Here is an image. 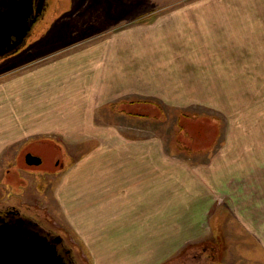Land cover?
Masks as SVG:
<instances>
[{
  "label": "crops",
  "instance_id": "obj_1",
  "mask_svg": "<svg viewBox=\"0 0 264 264\" xmlns=\"http://www.w3.org/2000/svg\"><path fill=\"white\" fill-rule=\"evenodd\" d=\"M179 7L193 11L196 4ZM156 22L123 23L53 45L45 38L0 70V181L30 144L67 145L80 156L62 165L69 175L56 197L92 248L117 254L110 264H172L211 231L212 243L197 244L212 255L205 264H264V131L245 132L237 147L197 149L207 158L195 166L175 160L162 137L141 132L142 120L157 119L158 107L173 103V91H203L198 85L208 76L221 69L229 75L234 61L252 59L251 40L248 52L247 41L242 46L228 35V46L240 43L238 57L211 43L208 50L203 32L159 29ZM57 25L51 30L66 28ZM247 31L251 38L252 27L240 38L247 40ZM175 43L192 47L178 51ZM181 96L177 107L188 105Z\"/></svg>",
  "mask_w": 264,
  "mask_h": 264
},
{
  "label": "rangeland",
  "instance_id": "obj_2",
  "mask_svg": "<svg viewBox=\"0 0 264 264\" xmlns=\"http://www.w3.org/2000/svg\"><path fill=\"white\" fill-rule=\"evenodd\" d=\"M47 4L44 22L37 23L28 44L22 47L19 53L0 59V64L5 63L0 70L14 66L15 64H10L9 61L45 38H48L47 41H57L50 44L53 45L68 42L69 38H72L69 40L72 41L81 34L87 37L109 30L112 26L135 21L149 24L156 19V24L162 21L158 26L159 29L174 27L173 29L181 30L184 26L189 27L183 29L185 32L194 30L203 32L204 41L209 44L208 50L210 47L211 51L212 45L216 50L219 46L220 50L227 52L232 49L238 51L239 46H245L244 41H247L249 52L251 40L252 59L234 61L237 63V68L230 70L229 75L223 74L221 69L220 76H208L209 82L204 86L198 85L199 88L204 87L203 91H173V103L168 102L167 105L163 100V102L158 100V105H165L158 107L157 119L142 120L141 132L162 137L163 139L159 141L166 144L168 151H172L175 160L181 164L195 166L197 163L202 164L207 158L196 154L197 149L208 146L212 148L216 143L213 148L237 147L243 144L244 140L240 138L244 137L245 132L264 131V0H47ZM183 4H196V8H189L193 11H185V8L179 7ZM187 15L193 16L194 19L188 21L185 18ZM56 24L66 28L51 30ZM248 27H252V37L248 38L247 31V40L240 38L244 36ZM63 31L70 33L62 36L59 32ZM229 34L234 36L233 41L242 43L228 46L226 40ZM175 46L178 51H186V48L192 47L185 43H175ZM240 55L238 51L237 56ZM172 77L174 83L179 76L177 74ZM213 78L216 79L215 82L211 80ZM184 86L187 90L194 87L191 84ZM181 94L183 103L188 105L177 107L175 105L177 99L182 97ZM180 113H186L188 116L197 115L198 119L189 122L186 131H180ZM119 117L116 118L113 114L110 120L120 122L121 125L122 119ZM125 121V127L130 126L129 119L125 118ZM30 147L33 151L30 149L23 151L13 172L5 177L4 181H0L2 185L0 209L14 205L30 219L60 233L81 264H110L111 262H107L106 259H111L114 263L117 254L97 251L96 247L92 248V245L86 242L82 231H74L70 227L67 211L62 208L56 197L57 191L62 189L69 175V169L62 167V164L68 165L80 155L67 145L64 147L62 145L63 148H60L54 144V141L45 140L39 145L30 144ZM182 147H188L189 150H184ZM28 151L35 152L43 161L39 164L25 163L24 157ZM15 159L16 157L13 156V160ZM261 206L264 208V198ZM211 232L208 239L202 243L206 245L212 243ZM197 244L189 243L186 249L173 258L178 260H174L172 264H198L197 261L208 263L211 253L202 252L197 248ZM186 251L185 261L180 263L179 259ZM135 255L139 256L140 252H136ZM255 256L256 254L253 253V261Z\"/></svg>",
  "mask_w": 264,
  "mask_h": 264
},
{
  "label": "water",
  "instance_id": "obj_3",
  "mask_svg": "<svg viewBox=\"0 0 264 264\" xmlns=\"http://www.w3.org/2000/svg\"><path fill=\"white\" fill-rule=\"evenodd\" d=\"M44 3L39 0L36 6L35 0H0V59L28 44ZM26 161L39 164L42 158L28 153ZM31 227L25 221L0 224V264H68L44 231Z\"/></svg>",
  "mask_w": 264,
  "mask_h": 264
},
{
  "label": "flooded vegetation",
  "instance_id": "obj_4",
  "mask_svg": "<svg viewBox=\"0 0 264 264\" xmlns=\"http://www.w3.org/2000/svg\"><path fill=\"white\" fill-rule=\"evenodd\" d=\"M38 3H39V0H35L36 6ZM46 7L48 8L47 0H45L43 10L40 12V14L38 16V20L34 24V27L37 25L38 22L40 23L42 21L41 24L44 22ZM33 30H34V28H33ZM40 143H44V142H40ZM30 151H33V150L30 149ZM30 151H28L27 154L30 153ZM31 153L33 155H37L35 152H31ZM27 154L24 157L25 163H27V161H26ZM42 161H43V159H42ZM58 164H60V161ZM0 216H2L4 218L5 222L6 221L7 222H14V221L29 222L30 225H32L31 228H33L35 230L37 229L38 231H44L43 233L46 234L57 245L58 252L64 257V259L68 262V264H81L77 258V255L72 252V248L66 242V239L60 235V233L52 231L51 229H47L44 226H42L38 221H34L33 219H30L27 214L23 213V211L20 210V208L14 206V205L11 207H5L3 209H0ZM26 220H28V221H26ZM4 221H1L0 224H2ZM58 236H60L61 238Z\"/></svg>",
  "mask_w": 264,
  "mask_h": 264
},
{
  "label": "trees",
  "instance_id": "obj_5",
  "mask_svg": "<svg viewBox=\"0 0 264 264\" xmlns=\"http://www.w3.org/2000/svg\"><path fill=\"white\" fill-rule=\"evenodd\" d=\"M197 119H198L197 115L196 116H188L186 113H180V115H179L180 131H186V129L188 128L189 122H195V121H197ZM207 119H210V118L207 117ZM185 120H187V121L185 122ZM185 123L187 125H185ZM186 148L188 149V147H182V149H186Z\"/></svg>",
  "mask_w": 264,
  "mask_h": 264
}]
</instances>
